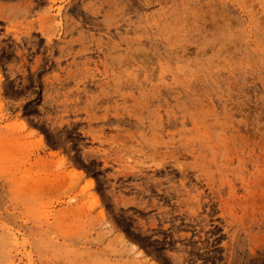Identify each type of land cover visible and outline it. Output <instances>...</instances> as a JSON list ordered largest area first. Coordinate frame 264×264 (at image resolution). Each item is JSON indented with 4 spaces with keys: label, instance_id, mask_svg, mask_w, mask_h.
<instances>
[{
    "label": "rangeland",
    "instance_id": "obj_1",
    "mask_svg": "<svg viewBox=\"0 0 264 264\" xmlns=\"http://www.w3.org/2000/svg\"><path fill=\"white\" fill-rule=\"evenodd\" d=\"M0 264H264V0H0Z\"/></svg>",
    "mask_w": 264,
    "mask_h": 264
}]
</instances>
